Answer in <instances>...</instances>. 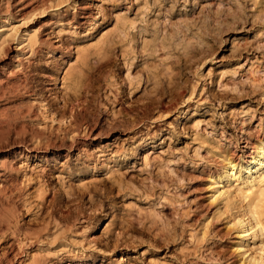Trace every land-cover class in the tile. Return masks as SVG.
Returning a JSON list of instances; mask_svg holds the SVG:
<instances>
[{
  "label": "rangeland",
  "instance_id": "374dc122",
  "mask_svg": "<svg viewBox=\"0 0 264 264\" xmlns=\"http://www.w3.org/2000/svg\"><path fill=\"white\" fill-rule=\"evenodd\" d=\"M258 148L264 0H0V264H264Z\"/></svg>",
  "mask_w": 264,
  "mask_h": 264
},
{
  "label": "bare ground",
  "instance_id": "6f19581e",
  "mask_svg": "<svg viewBox=\"0 0 264 264\" xmlns=\"http://www.w3.org/2000/svg\"><path fill=\"white\" fill-rule=\"evenodd\" d=\"M264 164V153L260 151V149L258 148L257 149V153L244 165V168L247 170V171H252L254 168H256V166L258 165H263ZM229 166V165H228ZM231 168V167H230ZM229 167H226V169L224 170V175L222 174L220 177H219V180L221 181H225L227 178H225V176H230L233 172H231V169ZM233 171V170H232ZM261 171V170H260ZM232 176H234L232 174ZM231 176V177H232ZM233 178V177H232ZM226 181H229V179H227ZM220 183V182H219ZM245 184V183H244ZM227 191L224 189V190H221V189H218L215 193V196H216V199H219L221 198ZM214 197V196H213ZM242 222V221H241ZM239 224V223H238ZM242 228V227H241ZM244 228V227H243ZM246 232L247 230L244 229L241 233L239 232V236H244L246 235ZM38 238V237H37ZM117 241V240H116ZM33 243V242H32ZM117 245V244H116ZM24 247V246H23ZM21 248V247H20ZM25 251V250H23ZM22 252V251H21ZM253 257V256H252ZM47 258V257H46ZM10 259V258H9ZM21 259V258H20ZM23 259V258H22ZM32 259V264H42L41 262V259L38 258L37 256H32L31 257ZM50 259V258H48ZM52 259V257H51ZM50 259V260H51ZM256 260V259H255ZM21 261V260H20ZM46 261V260H45ZM52 261V260H51ZM13 262V261H12ZM48 263V262H47ZM256 263V262H255ZM257 264V263H256ZM262 264V263H260Z\"/></svg>",
  "mask_w": 264,
  "mask_h": 264
}]
</instances>
